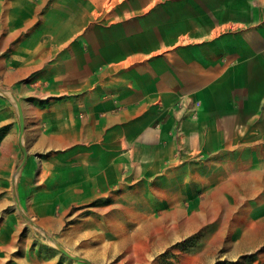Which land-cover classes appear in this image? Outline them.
I'll use <instances>...</instances> for the list:
<instances>
[{
  "label": "crops",
  "instance_id": "0c3cea01",
  "mask_svg": "<svg viewBox=\"0 0 264 264\" xmlns=\"http://www.w3.org/2000/svg\"><path fill=\"white\" fill-rule=\"evenodd\" d=\"M189 240L264 264V0H0V264Z\"/></svg>",
  "mask_w": 264,
  "mask_h": 264
},
{
  "label": "rangeland",
  "instance_id": "374dc122",
  "mask_svg": "<svg viewBox=\"0 0 264 264\" xmlns=\"http://www.w3.org/2000/svg\"><path fill=\"white\" fill-rule=\"evenodd\" d=\"M195 243V244H194ZM196 243L194 241H183L180 242V244H183V247L180 246L179 244V248L178 249H173L174 246L172 247V250L170 251H166L161 255H157V256H131L126 257L120 255L118 257H114L108 261L103 262L102 264H193L196 262V256L194 255V252H197L196 249ZM58 249L61 250L62 253L67 254V252H65L63 249H65L63 247V245H61L60 243H56ZM138 252H143V248H142V244L138 245ZM66 250V249H65ZM124 250L122 251L120 249V253H123ZM72 258V262L75 261L76 263H84V264H101V263H95V262H91L86 260L85 258L79 257V256H71ZM205 262L206 258L201 259L200 261ZM219 262L216 261V264H218Z\"/></svg>",
  "mask_w": 264,
  "mask_h": 264
},
{
  "label": "bare ground",
  "instance_id": "6f19581e",
  "mask_svg": "<svg viewBox=\"0 0 264 264\" xmlns=\"http://www.w3.org/2000/svg\"><path fill=\"white\" fill-rule=\"evenodd\" d=\"M63 250H65V249H63Z\"/></svg>",
  "mask_w": 264,
  "mask_h": 264
}]
</instances>
